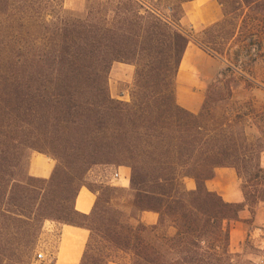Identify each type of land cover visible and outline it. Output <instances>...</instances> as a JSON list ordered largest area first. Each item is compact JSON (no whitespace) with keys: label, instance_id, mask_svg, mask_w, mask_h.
<instances>
[{"label":"trees","instance_id":"obj_1","mask_svg":"<svg viewBox=\"0 0 264 264\" xmlns=\"http://www.w3.org/2000/svg\"><path fill=\"white\" fill-rule=\"evenodd\" d=\"M194 1L95 0L80 19L63 13L62 0H0V264H31L46 222L89 232L81 264L121 263L117 255L129 264H236L228 226L264 203V148L250 142L247 116L230 105L229 64L198 114L177 103V74L193 41L180 22ZM216 2L223 20L208 31L220 35L197 44L238 68L241 56L260 51L264 0ZM115 63L135 68L130 103L110 96ZM23 149L56 162L48 180L22 168ZM98 166L128 168L132 205L157 214L158 224L131 226L114 208L117 189L88 186ZM219 168L236 171L244 204L207 189ZM82 188L96 197L89 215L75 209ZM168 227L175 235L158 244L145 236Z\"/></svg>","mask_w":264,"mask_h":264},{"label":"crops","instance_id":"obj_2","mask_svg":"<svg viewBox=\"0 0 264 264\" xmlns=\"http://www.w3.org/2000/svg\"><path fill=\"white\" fill-rule=\"evenodd\" d=\"M185 17L181 20L182 25L190 26L192 29L206 28L215 25L223 19L221 7L214 0H196L184 6ZM202 50L197 43L191 42L187 47L177 74L178 105L193 113L198 114L205 101V90L207 84L218 74L217 61ZM264 154V153H262ZM39 160V167L34 169L32 163L29 175L38 179H49L53 173L54 164L45 157ZM51 163H53L51 161ZM264 169V164H261ZM127 168H119L115 175H125L127 187L130 184V174ZM189 182V184H188ZM126 187V186H124ZM188 190L195 189V183L187 180ZM210 192L218 194L225 202L230 204H244L245 198L241 189V180L235 170L230 168H219L215 171L212 180L206 182ZM84 195L91 198L92 205L89 209H83L79 204L80 197ZM96 201L88 189L82 188L75 201L77 212L89 215ZM239 221L230 224V251L235 255L243 254V244L247 239L258 236L256 233L264 232V203H261L253 216L246 207L239 215ZM159 217L152 212H143L140 222L146 226H156ZM90 234L87 230L47 223L43 228L40 246L44 248L46 255L51 258L48 264H81ZM262 241V239H260ZM122 264V263H109Z\"/></svg>","mask_w":264,"mask_h":264},{"label":"rangeland","instance_id":"obj_3","mask_svg":"<svg viewBox=\"0 0 264 264\" xmlns=\"http://www.w3.org/2000/svg\"><path fill=\"white\" fill-rule=\"evenodd\" d=\"M95 0H62L63 5V13L67 16H73L76 18L84 19L87 16L89 7L91 3ZM216 2V0H214ZM222 9V8H221ZM223 10V9H222ZM223 12V11H222ZM164 14L170 17L173 13L164 12ZM177 15V14H176ZM223 20V19H222ZM221 20V21H222ZM252 24L250 23L249 28L244 29V38L248 37ZM262 27V26H260ZM209 27L206 28H197L192 29L190 26L182 25L180 22V30L184 32L186 35L190 36L193 40V43L199 44H208L209 38L212 36H218L219 30L208 31ZM260 41L261 48L257 56H255L254 49H251V53L249 55L244 54L240 57V66L235 67L228 60L220 59L214 55H211L205 48L199 46L202 50L208 53L211 57H213L217 61V66L219 68L218 74L215 78L225 70L228 64L234 69V74H228L230 78H233L234 82L232 86L234 87L233 98L230 102V105L234 106V108L238 109V111L242 112L247 116L246 118V132L248 139L250 142H255L257 139H260L261 145L264 148V30L260 29ZM219 44L224 43L217 39ZM248 41L246 44L248 45ZM211 47L210 45H208ZM229 47V44L227 45ZM238 50L235 48L231 53V59L234 58V53ZM208 55V56H209ZM240 67V68H239ZM135 77V68L130 65L115 63L113 64L109 76H108V86L109 93L113 100L130 103L131 102V90L134 83ZM243 77V78H242ZM213 78L206 86L205 96L209 89L210 83L215 79ZM218 114L221 113L219 110ZM255 115H260L259 120H255ZM258 126L260 128V132L257 129ZM262 133V134H261ZM20 163L25 166V171L27 173L30 172L32 163L34 161V169L39 167V160L42 157H45L37 152L27 151L23 149V153L19 154ZM46 159L51 160L49 164H54V168L56 166V162L48 157ZM14 162V161H13ZM16 162V161H15ZM260 163L264 164V154L261 155ZM26 164V165H25ZM119 168L125 167H116V166H98L94 167L92 171L89 173L87 177L86 184L93 188L94 190H100L102 187H111L117 189L120 194L114 197L113 205L114 208L121 211L125 220L133 227H137L140 222L141 213H138L137 210L132 205V193L130 191V184L127 187V183L125 182V175L116 176V170ZM128 169V168H127ZM54 170V169H53ZM128 173L131 176V171L128 170ZM130 178V177H129ZM38 179V178H35ZM48 180V179H45ZM187 182V181H186ZM189 184V182H188ZM126 186V187H124ZM49 223L46 222L44 226ZM51 223V222H50ZM144 225V224H142ZM146 226V225H144ZM151 228V226H146ZM153 227V226H152ZM43 228L41 230L40 236L34 246V250L31 254V264H48V262H40L37 258V255L40 253L46 254L44 248L40 246L41 235L43 233ZM166 235L172 237L175 235V230L173 228H166L165 230H161L158 233H146V238L152 244H158L160 235ZM258 237L253 239H247L243 244V254L235 259L236 264H264V232L256 233ZM262 239V241L260 240ZM117 259L121 261L122 264H129V258H125L122 255H117Z\"/></svg>","mask_w":264,"mask_h":264},{"label":"bare ground","instance_id":"obj_4","mask_svg":"<svg viewBox=\"0 0 264 264\" xmlns=\"http://www.w3.org/2000/svg\"><path fill=\"white\" fill-rule=\"evenodd\" d=\"M79 204L83 209H89L92 205L91 198H86L84 195H82L79 199Z\"/></svg>","mask_w":264,"mask_h":264},{"label":"built area","instance_id":"obj_5","mask_svg":"<svg viewBox=\"0 0 264 264\" xmlns=\"http://www.w3.org/2000/svg\"><path fill=\"white\" fill-rule=\"evenodd\" d=\"M116 176L118 177L119 175H116ZM37 258H38V260L40 262H48V263H50L52 261L51 258L49 256H47L46 254H44V253L38 254Z\"/></svg>","mask_w":264,"mask_h":264}]
</instances>
